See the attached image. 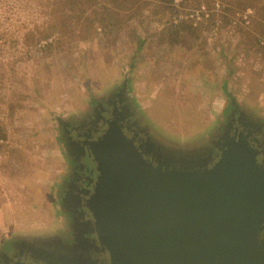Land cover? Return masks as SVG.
I'll use <instances>...</instances> for the list:
<instances>
[{"label":"rangeland","instance_id":"obj_1","mask_svg":"<svg viewBox=\"0 0 264 264\" xmlns=\"http://www.w3.org/2000/svg\"><path fill=\"white\" fill-rule=\"evenodd\" d=\"M188 20L199 40L169 42ZM115 84L165 149L204 147L232 106L264 123V0H0V239L58 233L68 156L54 140Z\"/></svg>","mask_w":264,"mask_h":264},{"label":"water","instance_id":"obj_2","mask_svg":"<svg viewBox=\"0 0 264 264\" xmlns=\"http://www.w3.org/2000/svg\"><path fill=\"white\" fill-rule=\"evenodd\" d=\"M130 114L117 112L88 144L96 176L86 224L56 194L58 233L6 235L0 264H264V145L254 120L242 116L253 129L218 146L215 133L184 151L157 144L147 126L139 143L124 124Z\"/></svg>","mask_w":264,"mask_h":264},{"label":"flooded vegetation","instance_id":"obj_3","mask_svg":"<svg viewBox=\"0 0 264 264\" xmlns=\"http://www.w3.org/2000/svg\"><path fill=\"white\" fill-rule=\"evenodd\" d=\"M134 62V59H132ZM113 95L103 103L93 101L92 114L83 122L71 125L68 123L63 124L62 130L54 140L57 149L64 147L68 160L65 167H67V185L65 187V195L67 205L72 211V216L77 222L85 223L88 219V214L85 209L86 192L92 187L93 179L96 176L95 163L89 150V142L98 137L106 127L107 120L115 116L117 112L128 111V97L124 86L115 84L113 87ZM126 106V108H125ZM241 113H239L234 106H232V113L229 122L231 127L224 128L216 143L217 146L229 133L230 135L235 132H240L242 129L247 131L253 129L252 125L246 126L245 121L241 120ZM254 135L258 138L261 146L264 145V123L262 121H254ZM124 124L127 126L128 132L137 138L141 144L145 143V136L143 130L134 120L132 116L126 118ZM59 144V146H58ZM146 145V144H145ZM59 147V148H58ZM217 148V147H216ZM66 170V169H65ZM65 176V175H64Z\"/></svg>","mask_w":264,"mask_h":264},{"label":"trees","instance_id":"obj_4","mask_svg":"<svg viewBox=\"0 0 264 264\" xmlns=\"http://www.w3.org/2000/svg\"><path fill=\"white\" fill-rule=\"evenodd\" d=\"M111 4L119 9L127 10L130 7L131 0H110ZM210 24L215 23L216 15L211 14ZM166 32V33H165ZM165 34H169L171 41H178L180 39L185 40V37H189L188 34L195 39L199 40L202 34V27H195L191 21H183L179 24L171 23L164 30ZM187 33V34H186Z\"/></svg>","mask_w":264,"mask_h":264}]
</instances>
